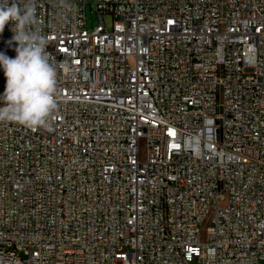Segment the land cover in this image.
I'll list each match as a JSON object with an SVG mask.
<instances>
[{"label":"built area","instance_id":"obj_1","mask_svg":"<svg viewBox=\"0 0 264 264\" xmlns=\"http://www.w3.org/2000/svg\"><path fill=\"white\" fill-rule=\"evenodd\" d=\"M32 3L57 107L0 121V264H264V0Z\"/></svg>","mask_w":264,"mask_h":264},{"label":"clouds","instance_id":"obj_2","mask_svg":"<svg viewBox=\"0 0 264 264\" xmlns=\"http://www.w3.org/2000/svg\"><path fill=\"white\" fill-rule=\"evenodd\" d=\"M36 9L29 0L23 8L16 0H0V32L12 23L15 58L0 52V68L6 87L0 101V121L15 122L28 128L46 126L57 107V73L46 51L48 40L36 23Z\"/></svg>","mask_w":264,"mask_h":264},{"label":"rangeland","instance_id":"obj_3","mask_svg":"<svg viewBox=\"0 0 264 264\" xmlns=\"http://www.w3.org/2000/svg\"><path fill=\"white\" fill-rule=\"evenodd\" d=\"M95 1L97 0H86L85 5V17L87 28L90 29L92 26L98 23V18L95 12ZM102 20L106 30H111L113 17L110 14H103ZM191 264H196L194 261Z\"/></svg>","mask_w":264,"mask_h":264}]
</instances>
